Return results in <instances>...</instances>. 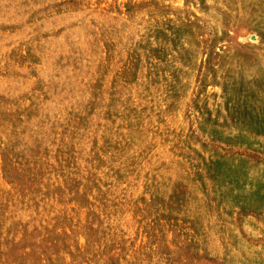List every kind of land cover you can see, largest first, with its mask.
I'll return each mask as SVG.
<instances>
[{
    "label": "rangeland",
    "instance_id": "obj_1",
    "mask_svg": "<svg viewBox=\"0 0 264 264\" xmlns=\"http://www.w3.org/2000/svg\"><path fill=\"white\" fill-rule=\"evenodd\" d=\"M263 134L264 0H0V264H264Z\"/></svg>",
    "mask_w": 264,
    "mask_h": 264
},
{
    "label": "bare ground",
    "instance_id": "obj_2",
    "mask_svg": "<svg viewBox=\"0 0 264 264\" xmlns=\"http://www.w3.org/2000/svg\"><path fill=\"white\" fill-rule=\"evenodd\" d=\"M149 102H150V101H149ZM133 103H134V102H133ZM151 104H152V103H151ZM134 106H135V105H134ZM215 108H216V107H215ZM206 109H207V108H206ZM210 113H211V112H210ZM197 114H198V113H197ZM210 115H211V114H210ZM170 116H172V115H170ZM173 117H174V116H173ZM178 117H179V116H178ZM210 117H211V116H210ZM169 118H170V117H169ZM174 118H176V117H174ZM216 119H217V118H216ZM170 120H171V119H170ZM194 120H195V118H194ZM221 120H222V119H221ZM178 121H179V119H178ZM169 122H170V121H169ZM186 122H187V120H186ZM194 122H195V121H194ZM181 123H182V122L180 121V124H181ZM174 124H175V123H174ZM186 125H187V124H186ZM174 126H175V125H174ZM178 129H179V128H178ZM178 129H177V130H178ZM200 129H201V128H200ZM200 129H199V130H200ZM225 129H226V128H225ZM186 130H187V129H186ZM186 130H185V131H186ZM201 130H202V129H201ZM226 131H227V130H226ZM236 131H237V130H236ZM203 132H204V131H203ZM259 135H260V134H259ZM263 135H264V134H263ZM257 136H258V135H257ZM260 137H261V136H260ZM208 138H210V137H208ZM263 138H264V137H263ZM225 142H226V141H225ZM230 144H231V143H230ZM230 144H229V145H230ZM233 144H234V143H233ZM235 145H236V144H235ZM192 147H194V146H192ZM237 147H238V145H237ZM233 148H234V147H233ZM240 148H241V146H240ZM235 149H236V148H235ZM250 150H251V149H250ZM251 151H252V150H251ZM256 151H257V150H256ZM260 151H261V150H260ZM253 152H254V151H253Z\"/></svg>",
    "mask_w": 264,
    "mask_h": 264
}]
</instances>
